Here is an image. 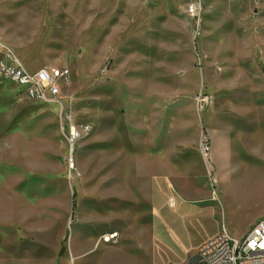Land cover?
<instances>
[{
	"label": "rangeland",
	"instance_id": "obj_1",
	"mask_svg": "<svg viewBox=\"0 0 264 264\" xmlns=\"http://www.w3.org/2000/svg\"><path fill=\"white\" fill-rule=\"evenodd\" d=\"M189 3L0 0V64L69 69L60 101L74 125L92 126L71 170L59 106L28 100L0 74V204L43 216L56 264H178L149 183L117 162L129 106H148L162 138L177 125L184 142L198 139L203 171L177 186L213 203L183 220L190 235L178 243L193 247L190 259L222 229L242 239L264 218V0H202L197 17Z\"/></svg>",
	"mask_w": 264,
	"mask_h": 264
},
{
	"label": "crops",
	"instance_id": "obj_2",
	"mask_svg": "<svg viewBox=\"0 0 264 264\" xmlns=\"http://www.w3.org/2000/svg\"><path fill=\"white\" fill-rule=\"evenodd\" d=\"M20 64L23 66L22 63ZM172 98L169 96V99ZM156 101V98L153 99L154 103ZM136 116L137 121L133 119ZM150 116L151 111L148 106L138 110L129 106L120 134L122 148L118 151L121 152V159L120 161L113 159V162H120L122 171L129 180L137 181L139 185L149 183L152 210L157 217L164 220L166 225L164 228L160 221H157L156 226L160 225L159 237L176 252L178 264H186L191 260L190 249L193 247L181 248L178 243L190 235L183 220L190 219L198 213H205L202 206H207L213 201L205 202L199 197L193 198L186 191L178 188L177 183L178 180H182L181 178L187 180L190 172L197 170L196 165L203 171L205 163L197 148V138L191 142H184L187 139L186 135L178 134L175 129L177 125L162 138L157 131L149 130L147 119ZM152 137L154 140L159 139L160 144L157 146L155 143L153 149H148L147 141ZM186 145L192 153L187 160H183L178 157L179 152H182L179 149L184 150ZM193 162L197 163L192 164ZM217 195L219 197L218 193ZM26 208L23 205L12 206V211L7 213L2 210L0 204V264H56V258L52 261L49 258L47 237L49 226L44 223L41 214L27 212Z\"/></svg>",
	"mask_w": 264,
	"mask_h": 264
},
{
	"label": "built area",
	"instance_id": "obj_3",
	"mask_svg": "<svg viewBox=\"0 0 264 264\" xmlns=\"http://www.w3.org/2000/svg\"><path fill=\"white\" fill-rule=\"evenodd\" d=\"M201 8L202 0H190L187 13L197 17ZM0 74L13 82L28 100L59 106L61 120L67 123L65 138L69 147L68 165L71 170L74 169L76 145L91 133L92 126L74 125L72 115H68V109L60 101V84L66 85L70 81V70L42 68L31 74L20 63L11 60L0 64ZM202 152L207 157L209 147L203 146ZM186 264H264V218L257 221L242 239H236L226 229H222L205 242L198 254Z\"/></svg>",
	"mask_w": 264,
	"mask_h": 264
},
{
	"label": "bare ground",
	"instance_id": "obj_4",
	"mask_svg": "<svg viewBox=\"0 0 264 264\" xmlns=\"http://www.w3.org/2000/svg\"><path fill=\"white\" fill-rule=\"evenodd\" d=\"M117 237H118L117 234L115 236L114 235H109L108 237H106L105 242H109L110 243Z\"/></svg>",
	"mask_w": 264,
	"mask_h": 264
}]
</instances>
